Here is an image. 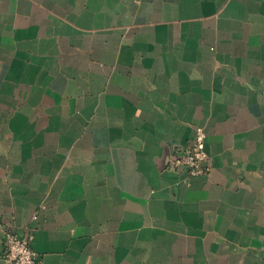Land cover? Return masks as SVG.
Returning a JSON list of instances; mask_svg holds the SVG:
<instances>
[{"label": "crops", "instance_id": "crops-1", "mask_svg": "<svg viewBox=\"0 0 264 264\" xmlns=\"http://www.w3.org/2000/svg\"><path fill=\"white\" fill-rule=\"evenodd\" d=\"M11 217L42 264H264V0H0V264Z\"/></svg>", "mask_w": 264, "mask_h": 264}, {"label": "built area", "instance_id": "built-area-1", "mask_svg": "<svg viewBox=\"0 0 264 264\" xmlns=\"http://www.w3.org/2000/svg\"><path fill=\"white\" fill-rule=\"evenodd\" d=\"M168 167L184 171L188 177H198L211 170L210 155L206 147L205 132L197 127L193 136L185 145L178 146L170 155ZM14 217L1 224V255L6 264H42L41 255L32 245L33 231L21 234Z\"/></svg>", "mask_w": 264, "mask_h": 264}, {"label": "rangeland", "instance_id": "rangeland-1", "mask_svg": "<svg viewBox=\"0 0 264 264\" xmlns=\"http://www.w3.org/2000/svg\"><path fill=\"white\" fill-rule=\"evenodd\" d=\"M167 167H168V165H167ZM169 168V167H168ZM170 169V168H169Z\"/></svg>", "mask_w": 264, "mask_h": 264}, {"label": "water", "instance_id": "water-1", "mask_svg": "<svg viewBox=\"0 0 264 264\" xmlns=\"http://www.w3.org/2000/svg\"><path fill=\"white\" fill-rule=\"evenodd\" d=\"M169 161V160H168Z\"/></svg>", "mask_w": 264, "mask_h": 264}]
</instances>
